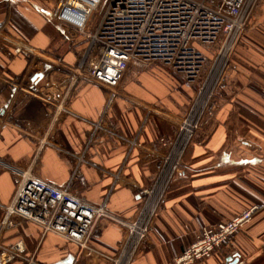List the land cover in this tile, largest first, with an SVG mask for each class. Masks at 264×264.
I'll return each instance as SVG.
<instances>
[{
	"label": "crops",
	"instance_id": "1",
	"mask_svg": "<svg viewBox=\"0 0 264 264\" xmlns=\"http://www.w3.org/2000/svg\"><path fill=\"white\" fill-rule=\"evenodd\" d=\"M57 8L58 0H0V252L22 248L7 264H114L127 236L119 222L100 218L82 249L16 218L1 229L3 206L22 172L32 170L134 220L165 153L159 140L175 136L196 88L155 64L127 71L112 95L90 79L101 55L88 38L92 27L80 32L63 24ZM215 102L130 264H174L202 227L253 206L252 221L195 264H264V0ZM94 123L101 128L93 131ZM43 137L50 145L35 155Z\"/></svg>",
	"mask_w": 264,
	"mask_h": 264
},
{
	"label": "built area",
	"instance_id": "2",
	"mask_svg": "<svg viewBox=\"0 0 264 264\" xmlns=\"http://www.w3.org/2000/svg\"><path fill=\"white\" fill-rule=\"evenodd\" d=\"M77 2L58 0L56 16L63 24L85 32L91 13L102 0L88 10ZM219 2L215 7L210 0H106L101 17L89 34L92 45L101 51L90 79L112 95L117 94L116 89L127 71L146 70L155 64L166 67L186 85L196 88L194 103L181 119L175 136L159 140L165 153L152 185L142 191L136 218L132 221L120 219L103 206L93 205L68 188L55 186L27 170L22 172L9 203L3 206L5 219L1 229L16 218L36 224L43 235L58 234L84 249L98 220L102 217L112 219L127 229L114 264L132 262L149 235L171 182L183 173L184 155L205 120L209 119L207 116L213 118L215 115V107H210L218 80L224 73L220 64L224 62V66L228 63L231 66L233 53L260 0ZM198 45L218 46L217 61L206 79L201 77L206 57L197 49ZM92 128L96 131L101 125L94 123ZM39 144L35 155L50 145L47 137L41 138ZM256 210L253 206L232 220L202 227L194 242L176 257L174 264H195L211 258L217 249L229 243L250 223ZM21 251L22 248L17 246L0 252V264L11 262Z\"/></svg>",
	"mask_w": 264,
	"mask_h": 264
},
{
	"label": "rangeland",
	"instance_id": "3",
	"mask_svg": "<svg viewBox=\"0 0 264 264\" xmlns=\"http://www.w3.org/2000/svg\"><path fill=\"white\" fill-rule=\"evenodd\" d=\"M261 1V0H260ZM105 2H106V0H102V3H101V5L97 8V9H95L92 13H91V16H90V19H89V22H88V24H87V27L86 28H89V26H91L92 27V29L94 30V25H95V23H97V21H98V19L101 17V15H102V11H103V8H104V5H105ZM210 2H211V5L212 6H219V4H220V2H219V0H210ZM260 3V2H259ZM91 29V30H92ZM88 38H90L89 37V34H88ZM217 47L218 46H200V45H198L197 46V49L206 57V61H205V63H204V65H203V67H202V73H201V77L203 78V79H206L207 78V75H208V73H210V70H211V67H212V65H214L215 64V62L217 61L216 60V57H217ZM215 48V49H214ZM215 50H216V52H215ZM221 66L220 67H222V69L224 70V73H223V75L219 78L220 80H218V83H217V85H216V88H215V94H214V96H213V98H212V107H210L211 109L213 108V107H215V110H217V108L219 107V105L218 104H216V102L214 103V101H215V99H216V96H217V90H219V86H220V81L223 79V77H224V75H225V73L227 72V70L229 69V63L226 65V66H224V62H222V64H220ZM225 68V69H224ZM217 72V71H216ZM218 73H220V71L218 72ZM193 103H194V100H193V102L191 103V106H190V108L192 107V105H193ZM190 110V109H189ZM207 118H209V119H206L205 121H208V120H211L212 118H210V117H208L207 116ZM205 123V122H204ZM199 133V132H198ZM184 169V168H183ZM36 174V173H35ZM36 175H38V174H36ZM10 201V200H9ZM7 205V204H6ZM253 218V217H252ZM252 221V220H251ZM250 221V222H251Z\"/></svg>",
	"mask_w": 264,
	"mask_h": 264
},
{
	"label": "bare ground",
	"instance_id": "4",
	"mask_svg": "<svg viewBox=\"0 0 264 264\" xmlns=\"http://www.w3.org/2000/svg\"><path fill=\"white\" fill-rule=\"evenodd\" d=\"M99 0H78L80 7L84 10L90 9V7L94 6ZM80 19V18H79Z\"/></svg>",
	"mask_w": 264,
	"mask_h": 264
}]
</instances>
